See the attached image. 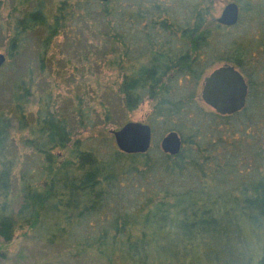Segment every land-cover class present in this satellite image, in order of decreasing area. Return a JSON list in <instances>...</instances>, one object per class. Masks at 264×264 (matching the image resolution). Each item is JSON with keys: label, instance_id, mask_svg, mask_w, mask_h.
Masks as SVG:
<instances>
[{"label": "trees", "instance_id": "trees-1", "mask_svg": "<svg viewBox=\"0 0 264 264\" xmlns=\"http://www.w3.org/2000/svg\"><path fill=\"white\" fill-rule=\"evenodd\" d=\"M12 1L18 14L0 68L3 242L30 230L71 258L97 264H264V0H230L239 19L228 27L213 18V0ZM79 25L92 38L80 44L82 60L98 54L118 71L115 96L123 110L150 101L152 138L176 131L178 154L157 144L124 153L113 138L73 139L74 126L54 107L50 90H42L27 118L33 69L12 82L5 70L42 29L32 48L44 73L53 39ZM223 63L248 84L245 106L230 115L205 110L199 98L208 69ZM74 101L77 126L98 127L86 93ZM105 109L102 127L112 117ZM11 114L31 153L18 176Z\"/></svg>", "mask_w": 264, "mask_h": 264}, {"label": "rangeland", "instance_id": "rangeland-1", "mask_svg": "<svg viewBox=\"0 0 264 264\" xmlns=\"http://www.w3.org/2000/svg\"><path fill=\"white\" fill-rule=\"evenodd\" d=\"M2 1L3 3L0 9V54H4L5 56L6 38L10 34L12 19L17 16L18 12L12 10L13 5H15L14 1ZM229 1L230 0H213L212 14L215 20L219 17L223 7ZM76 28V26H72L66 30V33H61L53 39L48 51L46 71H44V73H39L38 63L34 57L35 48H32L34 45L33 41H35V39L39 40V38H42L44 35L42 29H38L31 34L27 43L28 47L18 56L13 64V69H9L8 67L5 70V72L8 73L7 77L9 76L12 82L27 68L32 67L33 69L36 81L33 87V96L26 108L27 118L31 120L36 114L39 108V99L42 90L47 92L50 90L49 92L51 93L54 107L61 109L62 113L65 114L69 120V123L74 126L73 139H100L101 137L109 139L113 138L111 131L118 129L127 121H141L147 123V118L152 107L150 101L143 102L132 111L123 110L120 101H118L116 98L117 96H115V83L120 76L118 75V71L106 67L103 58L98 54L89 61L82 60L81 43H90L92 38L87 26L79 25L78 29ZM86 39L87 41H85ZM7 62L5 57L0 68L6 65ZM218 65L221 64L213 65L208 69L206 74ZM43 77H46L48 80L46 81ZM200 87L201 83L199 85V98ZM83 92L86 93L87 108H89L86 110L87 114H89L90 120L98 126L94 130L77 126V121L73 116L74 112L72 107L75 103L74 97L77 93ZM200 104H202L205 110L213 111L201 100V98ZM0 107H2L1 104ZM105 107H108L110 112H112V117L110 122L102 127L103 115L106 110ZM10 116L13 119L12 137L18 148L19 158L14 169V173L18 176L21 169L24 167L23 161L30 158L29 155L31 153L29 154V151L24 149L19 142L20 138L27 135V132L19 131L17 129V121L13 114ZM99 134L103 136H99ZM159 134L160 133L156 134L155 138L152 140V144H157L158 147L161 138L166 133ZM237 137L238 135L235 136V138ZM226 138H228L227 135ZM112 140L114 141V138ZM58 154L62 155V157H67L69 155V150L58 151ZM44 262H52L53 264H97L87 259L71 258L68 254L62 253L60 248L52 247L44 241L34 239L33 233L30 230L26 232L18 230L13 240L9 243L3 242L0 238V264H41Z\"/></svg>", "mask_w": 264, "mask_h": 264}, {"label": "water", "instance_id": "water-1", "mask_svg": "<svg viewBox=\"0 0 264 264\" xmlns=\"http://www.w3.org/2000/svg\"><path fill=\"white\" fill-rule=\"evenodd\" d=\"M239 19V6L229 1L216 21L224 26H233ZM0 54V65L4 61ZM248 84L243 74L232 64L223 63L206 74L200 87V98L214 112L230 115L240 111L246 104ZM116 147L124 153H144L152 144V129L148 123L127 121L111 131ZM160 149L176 155L181 149V138L176 131L167 132L160 140Z\"/></svg>", "mask_w": 264, "mask_h": 264}]
</instances>
